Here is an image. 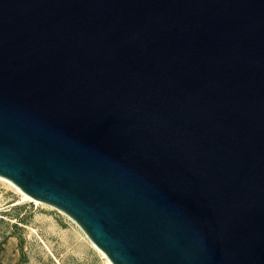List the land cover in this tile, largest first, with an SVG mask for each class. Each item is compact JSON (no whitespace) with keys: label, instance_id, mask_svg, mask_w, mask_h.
I'll return each instance as SVG.
<instances>
[{"label":"water","instance_id":"1","mask_svg":"<svg viewBox=\"0 0 264 264\" xmlns=\"http://www.w3.org/2000/svg\"><path fill=\"white\" fill-rule=\"evenodd\" d=\"M0 176L111 264H264V0H0Z\"/></svg>","mask_w":264,"mask_h":264},{"label":"rangeland","instance_id":"2","mask_svg":"<svg viewBox=\"0 0 264 264\" xmlns=\"http://www.w3.org/2000/svg\"><path fill=\"white\" fill-rule=\"evenodd\" d=\"M0 264H109L75 221L0 178Z\"/></svg>","mask_w":264,"mask_h":264},{"label":"bare ground","instance_id":"3","mask_svg":"<svg viewBox=\"0 0 264 264\" xmlns=\"http://www.w3.org/2000/svg\"><path fill=\"white\" fill-rule=\"evenodd\" d=\"M0 178L2 179V180H4V181H6L8 184H10L13 188H15L16 189V191L18 192V193H20L21 195H22V197L24 198V199H26V200H28V201H30V202H33V203H35V204H42V205H46V206H48V207H51V208H55V207H53V206H51V205H48V204H46V203H44V202H42V201H40V200H38V199H36V198H34V197H32V196H30V195H28V194H26L25 192H23L21 189H19L12 181H10V180H8V179H6V178H4V177H2V176H0ZM55 209H57V208H55ZM58 210V209H57ZM58 211H60V212H62L61 210H58ZM62 213H64V212H62ZM65 214V213H64ZM66 215V214H65ZM68 216V215H67ZM69 217V216H68ZM76 224V223H75ZM80 228V227H79ZM83 232V231H82ZM83 234L86 236V234L83 232ZM86 238L88 239V237L86 236ZM89 240V239H88ZM89 242H90V245H91V247L96 251V252H98L109 264H111L110 263V261L107 259V257L104 255V253H102L90 240H89Z\"/></svg>","mask_w":264,"mask_h":264}]
</instances>
